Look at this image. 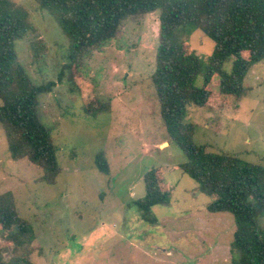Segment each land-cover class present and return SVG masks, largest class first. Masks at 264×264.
Masks as SVG:
<instances>
[{
    "label": "rangeland",
    "instance_id": "obj_1",
    "mask_svg": "<svg viewBox=\"0 0 264 264\" xmlns=\"http://www.w3.org/2000/svg\"><path fill=\"white\" fill-rule=\"evenodd\" d=\"M29 12L33 32L14 44L30 79L56 80L66 62L68 40L34 0H12ZM184 41L207 65L214 42L188 25ZM159 13L124 21L102 51H94L77 71L81 94L57 82L39 97L42 121L51 128L61 172L54 184L27 159L13 160L0 124V194L11 192L20 217L34 233L15 244L0 228L5 261L27 256L33 264H231L235 223L228 212L212 213L214 196L176 167L185 161L168 138L151 82L158 47ZM188 32V33H187ZM229 68V63L225 64ZM203 75L195 85L201 87ZM207 108L188 107L197 125L195 141L208 151H228L264 165V59L244 78L236 99L217 93L215 79ZM109 101L110 111L95 118L83 99ZM104 152L109 172H99L94 155ZM172 167L164 176L168 203L150 208L148 218L134 205L143 200V174ZM264 224V215L259 217Z\"/></svg>",
    "mask_w": 264,
    "mask_h": 264
},
{
    "label": "trees",
    "instance_id": "obj_2",
    "mask_svg": "<svg viewBox=\"0 0 264 264\" xmlns=\"http://www.w3.org/2000/svg\"><path fill=\"white\" fill-rule=\"evenodd\" d=\"M49 14L68 40L66 62L57 79L34 83L16 58L14 44L33 32L27 9L12 0H0V124L13 160L27 159L38 167L40 180L54 184L61 172L51 128L41 119L39 97L64 82L81 94L76 74L85 58L102 51L116 37L121 24L158 11V47L151 82L168 138L185 161L176 169L188 175L198 190L214 196L207 205L212 213L228 212L235 230L231 264H264V165L228 151H208L195 141L197 125L187 120L188 107L207 108L215 79L216 91L239 99L244 78L264 59V0H34ZM188 25L214 42L207 65L190 49L180 32ZM188 33V32H187ZM229 63V68L225 64ZM203 75L201 87L195 85ZM83 99L82 110L92 118L110 111L109 101ZM101 173L109 172L104 152L94 155ZM172 167H157L143 174V200L133 201L145 218L150 208L168 203L164 176ZM0 228L15 244L30 243L34 233L20 217L12 193L0 194ZM0 264H33L27 256Z\"/></svg>",
    "mask_w": 264,
    "mask_h": 264
}]
</instances>
